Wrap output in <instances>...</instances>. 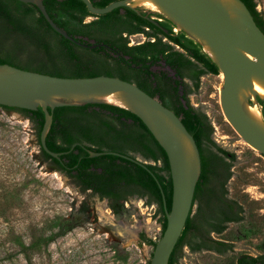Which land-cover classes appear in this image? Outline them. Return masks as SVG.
<instances>
[{"label":"rangeland","instance_id":"rangeland-1","mask_svg":"<svg viewBox=\"0 0 264 264\" xmlns=\"http://www.w3.org/2000/svg\"><path fill=\"white\" fill-rule=\"evenodd\" d=\"M255 9L264 19V0H255ZM188 86L189 104L206 115L213 141L234 156L227 158L231 177L226 187L242 212L238 222L212 235L226 244L222 252H193L186 246L178 264H236L239 256L262 255L264 157L223 117L220 73L201 77L198 88ZM82 201L67 178L41 161L31 121L0 108V264H149L153 247L138 235L160 239L162 219L155 205L132 199L124 205L128 212L117 219L105 201L88 198L81 206ZM70 216L75 218L73 229L64 232L68 225L62 220ZM44 237L51 241L42 242Z\"/></svg>","mask_w":264,"mask_h":264},{"label":"water","instance_id":"water-1","mask_svg":"<svg viewBox=\"0 0 264 264\" xmlns=\"http://www.w3.org/2000/svg\"><path fill=\"white\" fill-rule=\"evenodd\" d=\"M18 1L34 5L55 33L73 40L52 21L43 0ZM80 1L95 15L125 5L115 2L95 8L89 0ZM127 3L133 12L167 35L183 36L195 42L222 77L219 104L223 117L243 142L264 157V120L260 111V103L264 101V24L251 15L241 0H127ZM95 104L115 106L137 117L167 159L170 209L161 185L145 165L125 155L92 153L82 148L88 156L113 155L130 161L143 167L154 179L162 196L166 223L149 264H168L193 210L201 175L199 149L176 114L135 84L116 77H55L0 64V106L38 112L43 117L38 143L63 169H76L79 159L73 167L65 168L58 157L73 145L59 153L47 148L52 112L60 107Z\"/></svg>","mask_w":264,"mask_h":264},{"label":"trees","instance_id":"trees-1","mask_svg":"<svg viewBox=\"0 0 264 264\" xmlns=\"http://www.w3.org/2000/svg\"><path fill=\"white\" fill-rule=\"evenodd\" d=\"M241 1L248 8L251 15L264 24V19L256 11L253 0ZM168 38L173 45L178 46L183 52L174 50L167 59H171L174 63L184 64L189 69L193 68L196 70L191 78L194 88H198L201 76L219 74V71L200 52L195 42L183 36L173 35L171 37L168 35ZM171 49H174V46H171ZM80 62L81 59L74 53L69 42L59 38L39 13L16 0L8 2L0 0V64H8L22 70L55 77L88 78L97 75L96 72L89 71V69L83 70ZM186 104L188 106L187 110L181 106L180 110L174 113L196 142L201 159V175L197 182L193 199V208L195 207V209L191 211L183 232L171 253L168 264H178L182 248L186 246L193 252L210 248L217 252H222V248L226 244L215 240L212 235H220L226 230L227 224L238 222L240 220L239 214L242 212L241 205L228 197L226 187L231 177L227 158H233L234 156L213 141V129L206 115L191 106L189 102ZM101 107L118 113L125 120L134 121L133 129L124 131L119 136H124L125 139L135 138V140H119L121 149L131 150L140 153L143 157H149L155 156V151L152 147L154 145L162 153L166 169L152 165H148V167L158 176L157 179L163 190L167 208L170 209L171 180L169 167L160 146L142 122L130 112L111 105H102ZM260 107L264 120V101L260 103ZM0 108L6 111L18 112L31 121L39 138L43 117L38 112L1 106ZM79 111L80 108L77 107H60L53 110L51 129L46 137V145L49 150L58 152L64 148L63 146L69 140L73 139L75 135L73 136L70 133L68 125L73 126L75 122L68 119V117ZM62 118H65L69 123L60 122ZM60 125L63 126L61 136L58 134ZM59 137H61V142L58 141ZM147 137L152 140H145ZM38 146L40 153L44 155V160L53 161L50 156L43 152L39 143ZM67 158L70 160V165H72L73 160L71 157L67 156ZM98 159L106 162H98L99 165L97 166L101 167L102 173L94 174V176L99 179L100 184L91 187V194L98 193L102 197L114 198L115 200H120V196L117 195L120 192H123V194L135 192L140 197L147 194L152 198L154 197L161 207L163 232L166 222L162 211V196H160L159 188H157L152 177L141 167L135 166L126 160L113 156H102ZM154 159H157V156ZM116 160H119L120 164H116ZM122 182H124V188ZM118 187L122 191H119ZM111 209L117 219L122 218L128 212L124 204L117 200ZM81 213H83L82 210L77 215H81ZM62 221L68 225L64 232L73 229L74 217L63 218ZM41 241L47 243L51 241V238L44 237L41 238ZM141 242L153 248L156 243L146 238L143 234H141ZM236 264H264V254L256 257L239 256L236 259Z\"/></svg>","mask_w":264,"mask_h":264},{"label":"flooded vegetation","instance_id":"flooded-vegetation-1","mask_svg":"<svg viewBox=\"0 0 264 264\" xmlns=\"http://www.w3.org/2000/svg\"><path fill=\"white\" fill-rule=\"evenodd\" d=\"M3 1L8 2L10 0ZM16 1L40 14L34 5ZM89 1L95 8H103L115 2H123L125 5L103 15H95L89 12L86 5L80 0H43L45 10L52 21L73 39L69 41L56 33L59 38L69 42L74 53L81 59V68L96 72V76L116 77L133 83L148 95L156 98L162 104L164 103L163 105H166L173 112L180 110L181 106L187 110L186 103L189 102L190 94L188 83L193 84L191 78L196 70L167 59L174 50L183 52L182 49L173 45L166 33L133 12L127 0ZM253 2L255 3V0ZM171 46H174V49H171ZM101 106L95 104L77 107L80 108V111L68 117L75 122L73 126L68 125L70 133L75 136L63 146L62 150L55 153L67 151L73 145L69 151L59 155L58 161L63 167L71 168L79 159L76 169H63L57 166L54 160L45 161L42 153H40L41 161L43 164H48L51 170L68 179L70 186L82 196L81 206L86 203V199L96 198L105 201L109 210L112 211L111 207L116 200L125 205L132 199H143L146 203L151 202L155 205L156 211L162 219L159 203L148 194L140 197L135 192H128L127 194L120 192L117 194L120 196V200L102 197L98 193L91 194V187L100 184L99 179L94 176V174L102 173L101 167L97 166L99 165L98 162L104 163L106 161L98 159L102 156H88L86 151L92 153L112 152L137 160L148 169V165L166 169L162 153L152 143L157 159H154L155 156L143 157L140 153L121 149L119 140H135V138L125 139L124 136H119L124 131L132 130L134 121L125 120L118 113ZM60 122L65 124L67 121L62 118ZM62 133L63 126L60 125L58 134ZM145 140L152 139L147 137ZM58 141H62L61 137ZM67 156L73 160L72 165H70ZM113 157L122 159L117 156ZM115 163L120 164V161L116 160ZM141 168L145 170L143 167ZM151 173L157 179L156 173L152 171ZM122 185L124 188V182ZM120 187H118L119 191H122ZM162 211L164 212L163 203ZM141 234L145 236L144 233H140L138 235L139 241H141Z\"/></svg>","mask_w":264,"mask_h":264}]
</instances>
